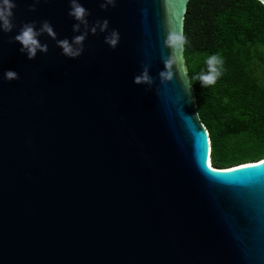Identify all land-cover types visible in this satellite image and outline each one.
Listing matches in <instances>:
<instances>
[{
	"label": "water",
	"instance_id": "95a60500",
	"mask_svg": "<svg viewBox=\"0 0 264 264\" xmlns=\"http://www.w3.org/2000/svg\"><path fill=\"white\" fill-rule=\"evenodd\" d=\"M15 2L0 32V241H264V157L213 167L183 49L159 79L188 0H80L121 39L89 33L75 59L56 43L80 34L69 0ZM44 20L56 39L29 60L10 40ZM146 63L151 89L133 82ZM0 264H264V242H0Z\"/></svg>",
	"mask_w": 264,
	"mask_h": 264
},
{
	"label": "trees",
	"instance_id": "16d2710c",
	"mask_svg": "<svg viewBox=\"0 0 264 264\" xmlns=\"http://www.w3.org/2000/svg\"><path fill=\"white\" fill-rule=\"evenodd\" d=\"M183 56L213 167L264 157V5L259 0H188ZM219 54L224 73L202 87L196 77ZM227 100V102H225Z\"/></svg>",
	"mask_w": 264,
	"mask_h": 264
},
{
	"label": "clouds",
	"instance_id": "9594fccd",
	"mask_svg": "<svg viewBox=\"0 0 264 264\" xmlns=\"http://www.w3.org/2000/svg\"><path fill=\"white\" fill-rule=\"evenodd\" d=\"M40 0H33L30 11H36V4ZM70 10L68 15L73 17L77 23L73 24V32L80 33L75 35L71 40L58 39L56 40L57 46L62 49V54L69 58H79L84 52L85 41L91 33L97 35L98 33H108L105 36V43L111 48L118 47L121 36L117 29L109 31L110 21L108 19L96 20L95 23L90 24L88 17L91 15L90 11L85 8L80 0H69ZM260 5H264V0H259ZM117 0H101L100 7L107 10L109 6L116 7ZM17 7L15 0H0V32L11 33L16 25L14 20V9ZM83 26V31L81 28ZM47 34L53 39H56L57 33L54 30L52 24L44 20L40 23L39 29H37L36 22L24 23L18 34H16L10 42L13 40L22 45L19 49L21 53H25L29 60L35 59L37 53L47 54L49 47L46 43H41L39 37ZM186 37L181 31L169 27L167 36L163 41V47L170 49V55H161V60L165 66V70L158 73L161 84L172 81L177 75V68H174L178 54L182 51L186 44ZM207 70L201 71L196 79L201 82L202 87L215 85L218 79L224 73V60L221 55L213 54L207 57L206 61ZM150 64L142 65V72L137 74L133 82L136 85H147L149 89L156 83L155 78L150 74ZM4 78L8 81L18 80L19 74L13 70H7L4 74ZM191 83L188 86L189 94L191 93ZM227 102V100H225ZM198 114V113H197Z\"/></svg>",
	"mask_w": 264,
	"mask_h": 264
},
{
	"label": "bare ground",
	"instance_id": "6f19581e",
	"mask_svg": "<svg viewBox=\"0 0 264 264\" xmlns=\"http://www.w3.org/2000/svg\"><path fill=\"white\" fill-rule=\"evenodd\" d=\"M209 153H210V150H208L207 157H206V160L208 161V163L210 162V155H209ZM205 155H206V153H205Z\"/></svg>",
	"mask_w": 264,
	"mask_h": 264
},
{
	"label": "snow or ice",
	"instance_id": "6c2138e0",
	"mask_svg": "<svg viewBox=\"0 0 264 264\" xmlns=\"http://www.w3.org/2000/svg\"><path fill=\"white\" fill-rule=\"evenodd\" d=\"M206 157H207V148H206V156H205V159H204L205 161H206Z\"/></svg>",
	"mask_w": 264,
	"mask_h": 264
}]
</instances>
